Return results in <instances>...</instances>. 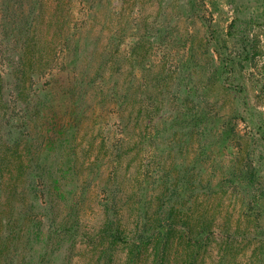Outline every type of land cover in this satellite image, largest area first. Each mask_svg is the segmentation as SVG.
Returning a JSON list of instances; mask_svg holds the SVG:
<instances>
[{
    "label": "rangeland",
    "instance_id": "1",
    "mask_svg": "<svg viewBox=\"0 0 264 264\" xmlns=\"http://www.w3.org/2000/svg\"><path fill=\"white\" fill-rule=\"evenodd\" d=\"M39 5L26 34L18 36L11 8L6 12L0 1V72L12 74L6 89L2 79L0 145L9 127L8 163L16 151L23 163L20 174L10 167L0 181V264H126L127 242L110 250L101 243L104 205L121 206V228L129 236L138 216L156 211L161 190L182 219L172 221L166 255L153 262L149 246L138 264H264V147L251 143L255 129L243 121L241 146L230 140L227 115L231 107L242 109L243 94L209 90L198 71L217 41L226 71L241 72L244 81H233L254 101L256 86L264 84L263 65L240 68L229 59L243 55L242 36H264V0ZM23 6L28 12V3ZM18 80L19 93L12 87ZM120 102L128 137L113 149L124 132ZM237 158L253 160L252 184L232 175L243 169H234ZM44 165L59 179L53 194L81 203L74 248L68 252L65 243L51 262L42 207L26 216L42 220L36 240L31 234L26 241L24 222L16 239L15 223L9 229L2 223L11 204L18 209L12 218L21 221L27 213L19 201ZM40 183L36 188L47 204L50 192Z\"/></svg>",
    "mask_w": 264,
    "mask_h": 264
},
{
    "label": "trees",
    "instance_id": "2",
    "mask_svg": "<svg viewBox=\"0 0 264 264\" xmlns=\"http://www.w3.org/2000/svg\"><path fill=\"white\" fill-rule=\"evenodd\" d=\"M2 3H4L5 11L8 12L11 8V11L13 12V18H9L10 20H13L11 23H15V27H13V30L16 31V35L18 36H24L26 34V30L28 25L30 24L29 21L33 18V13L35 7L41 3V0H34V2L30 0H0ZM28 3L29 11L26 12L23 10L24 6ZM33 3V5H32ZM32 5V6H31ZM38 16V15H37ZM12 30L5 29L4 33H9ZM215 41V40H214ZM241 42L243 44V55L241 53H237L233 58L229 59V62H233L236 59L237 65H240V68L242 67V63H247L250 67H255L257 64L261 63L260 65H263L264 67V36H242ZM218 42H214L213 50L210 53L209 51V57L206 56V61L201 62L198 64V71L200 73V78L202 79L203 84L212 85V88L209 90H228L231 89L233 94L236 95L243 94V99H241L240 105L242 109H238L235 107H231L230 111L228 113V119L229 122H231L230 126H228V130H226V133H230V140L232 139L237 140V143L240 144V132L238 130L239 122H244L247 127L250 125L255 129L254 134H251L249 138H252V144L258 143L259 146L264 147V84L260 85L258 88L256 86L255 94H254V101H248L246 98L245 93V87L240 84V82H234L233 79L237 81H244V77L242 74H240V71L231 70L230 67L228 71H226V59L222 54L224 52L220 51V47L217 46ZM229 57L230 54H228ZM22 60V59H21ZM232 67V66H231ZM262 67V68H263ZM21 71V70H20ZM19 73L21 74V72ZM262 71V70H261ZM260 71V72H261ZM262 74V72H261ZM11 72L6 73L3 76V73L0 72V91L1 88H3L2 85V79L4 78L5 84L4 89L8 88V79L11 77ZM254 75L258 76L256 72H254ZM20 79L22 80L23 77L21 76ZM14 85L12 86L14 89L20 92V84L19 80L14 81ZM236 83L237 85H234ZM223 88V89H222ZM1 95V94H0ZM122 104L123 102H120V111L118 116V125L123 129V134H120V140L117 143L114 142L113 149H117V147H120L121 140L126 141L128 135H127V125L124 123L126 121V115L124 114V111H122ZM126 110V108H125ZM178 112H176L177 115ZM128 117V113H127ZM128 119V118H127ZM6 125V124H5ZM4 125V127H5ZM6 128V127H5ZM16 128V127H15ZM122 137V138H121ZM115 138V136H113ZM7 140L10 141L9 138V127L7 131L3 132V144L0 145V181H2V177H4V174L10 172V167L14 169L15 171H18L19 174L21 173V170L23 168L22 166V160H21V154L20 152H14V162L9 165L8 163V151L10 148L7 146ZM244 162V161H243ZM240 162V159L237 158V164L234 169L238 170L239 164L241 165V171L234 175L238 181L240 182L241 179L245 178L248 182V184H252L254 181L257 180V176L255 175V171H252L249 168H252L253 160L246 159L245 163ZM25 171V169H24ZM14 172V171H12ZM32 175V173L30 174ZM8 178V175L6 176ZM37 180L39 182L41 181L40 185L42 184V188L46 191L50 192L49 198L47 197V204L40 199L42 198V192L41 190L38 192ZM14 181H16L14 179ZM31 181V179H30ZM3 182V181H2ZM48 182H50V186L48 185ZM4 183L7 185V179L4 180ZM59 179L55 175V172L51 169H48L45 165L43 168H40V172L38 174L33 175V181H31V184H26L27 192H25V197L20 199L18 207H26L25 209L27 213L25 215L23 214L22 219L20 221L19 217H13L11 215H14V213L18 212V209L14 207L13 204H9V217L3 216L2 217V223L3 226L9 229V226L13 225L15 223V228L13 231H15V239L17 238L18 233L20 231L22 222H24L25 225V237L26 241L30 242L31 237L30 235L33 234L32 239L36 240V238H39L41 235V228L44 226L42 224V220H33L30 217L26 218L28 212H33V210L37 207H42L45 211H42V214L45 216H48V227L50 228V262L54 257L53 255H57L60 252V248L65 244L68 243L69 248L67 249L68 252L75 246L76 238L79 234V228H80V216L79 211L80 207L79 205L80 200H74L69 199L65 200L61 195L57 196L53 194V189L56 188L59 185ZM4 190H0V195ZM165 192L161 193L163 196L159 197L158 199H161L157 205L156 211L153 213L152 216H147L145 214H141L139 217L140 222H136L135 228L132 231L131 235L126 236L123 232V229L121 228V206H118L115 208L112 203L109 204V202H106L104 205V214H105V221L102 225V239L101 243L103 241H107L109 243L108 249H112L113 246L116 243L120 242H127L128 243V252H127V261L126 264H138L140 258L142 255H144L150 246V251H148V254L150 253L153 256V262L155 260H161L164 255H166V250L169 245H171V228L175 227L174 220H181L182 216H179L177 213V210L175 211V207L172 203L168 204L169 199ZM40 194V195H39ZM44 196V195H43ZM46 197V196H45ZM166 198V199H164ZM61 203L60 206H58ZM45 204V205H43ZM6 205L8 203L6 202ZM43 205V206H42ZM8 210V207H7ZM47 211V212H46ZM3 213L6 212V210H2ZM140 212V211H139ZM7 217V218H6ZM6 218V220H5ZM26 218V222H25ZM10 220V222H9ZM18 220V222H15ZM23 220V221H22ZM20 221V222H19ZM24 229V228H23ZM48 239V238H47ZM49 241V240H48ZM47 241V242H48ZM45 242V241H44ZM106 250V249H105ZM70 254V253H69ZM72 255V254H71ZM71 255H68L67 257H71ZM101 256L104 255V253L100 254ZM159 260V261H160Z\"/></svg>",
    "mask_w": 264,
    "mask_h": 264
}]
</instances>
